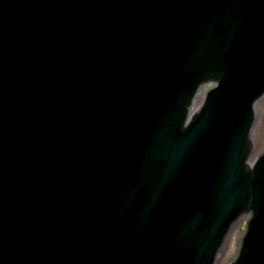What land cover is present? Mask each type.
Instances as JSON below:
<instances>
[{
  "label": "water",
  "instance_id": "water-1",
  "mask_svg": "<svg viewBox=\"0 0 264 264\" xmlns=\"http://www.w3.org/2000/svg\"><path fill=\"white\" fill-rule=\"evenodd\" d=\"M258 120L264 0H0V264H264Z\"/></svg>",
  "mask_w": 264,
  "mask_h": 264
},
{
  "label": "rangeland",
  "instance_id": "rangeland-1",
  "mask_svg": "<svg viewBox=\"0 0 264 264\" xmlns=\"http://www.w3.org/2000/svg\"><path fill=\"white\" fill-rule=\"evenodd\" d=\"M210 87V86H209ZM205 88L203 93L209 88ZM202 93V95H203ZM203 98V96H201ZM202 102V100H201ZM258 134H259V153L264 150V120H258ZM246 225V219L239 222L235 229L234 235L232 237L231 243L229 245L228 251L226 253L223 264H228L236 255L239 242L241 240L242 234L244 232Z\"/></svg>",
  "mask_w": 264,
  "mask_h": 264
},
{
  "label": "bare ground",
  "instance_id": "bare-ground-1",
  "mask_svg": "<svg viewBox=\"0 0 264 264\" xmlns=\"http://www.w3.org/2000/svg\"><path fill=\"white\" fill-rule=\"evenodd\" d=\"M203 95H204V93H203ZM203 95H202V96H203ZM202 99H203V98L201 97L199 104L201 103V100H202ZM258 153H259V152H258ZM258 153H257V154H258Z\"/></svg>",
  "mask_w": 264,
  "mask_h": 264
}]
</instances>
